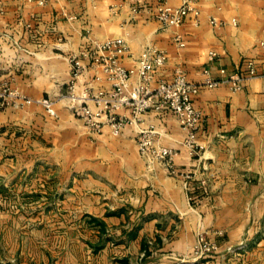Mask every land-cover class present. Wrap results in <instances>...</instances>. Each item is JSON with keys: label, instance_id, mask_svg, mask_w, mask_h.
I'll list each match as a JSON object with an SVG mask.
<instances>
[{"label": "crops", "instance_id": "obj_1", "mask_svg": "<svg viewBox=\"0 0 264 264\" xmlns=\"http://www.w3.org/2000/svg\"><path fill=\"white\" fill-rule=\"evenodd\" d=\"M178 5L180 0H167ZM132 0H0V79L31 99L0 109V178H29L16 196L33 211L30 234L21 235L15 264H264V76L244 81L242 89L201 86L192 100L202 113L196 132L201 146L191 154L185 131L167 109L148 110L141 122L112 135L108 125L88 130L66 94L71 57L84 70L75 81L107 89L90 50L94 41L123 37L121 59L135 79L136 59L147 45L166 51L152 83L170 80L180 68L201 83L220 68L247 72L246 60L261 72L264 0H196L199 16L164 27L147 10L133 12ZM214 17L222 24H212ZM235 19L236 24L231 20ZM180 32L184 41L172 39ZM216 56L208 58V51ZM207 73H206V72ZM54 100L55 114L37 102ZM129 115L126 108L118 110ZM139 127L155 130V143L174 151L185 180L138 152ZM15 165L18 170L7 169ZM207 182L202 191L200 180ZM1 194V193H0ZM26 199V200H27ZM19 201H17L18 203ZM20 203V202H19ZM23 222L22 224H25ZM35 227V228H34ZM198 231L216 244L195 259ZM231 247L232 251L227 248Z\"/></svg>", "mask_w": 264, "mask_h": 264}, {"label": "built area", "instance_id": "obj_2", "mask_svg": "<svg viewBox=\"0 0 264 264\" xmlns=\"http://www.w3.org/2000/svg\"><path fill=\"white\" fill-rule=\"evenodd\" d=\"M37 4H44L46 0H32ZM150 0H132L131 10L138 12L147 10ZM151 12L154 18L164 27H178L189 15L197 20L199 8L196 0H180L178 5H170L167 0H155ZM214 25L222 24L214 17L210 18ZM236 24V20H231ZM173 41L178 46H183L184 41L180 32H175ZM260 47L261 72L256 71V62L252 59L246 60L247 72L226 71L220 68L217 77L207 76L201 83L189 81L180 68L174 70L170 80L159 79L152 83V72L164 65L167 54L162 48L155 45H147L140 51L136 59L135 74L127 69L121 59L128 53V45L123 37L117 36L107 38L103 41H94L90 55L93 66L98 73L93 75L92 80L99 81L103 76L108 82L107 89H93L90 85L76 88L75 81L78 79L84 66L78 57H71V80L66 94L69 105L74 114L81 119L89 131L99 133L102 126L108 125L112 135H118L128 124L141 122L142 115L148 110L171 111L178 125L185 131L184 143L191 154L197 155L201 146L196 142V132L203 120L202 113L194 106L192 97L198 92L201 86L217 87L226 85L230 90L242 89L247 78L257 74L264 76V41H258ZM216 53L208 51V58L213 59ZM31 99L23 95L18 89L11 87L7 82L0 79V109L11 106L29 103ZM46 111L55 114L53 109L54 100L41 98L37 100ZM126 108L129 115L120 114L118 110ZM155 130L152 127H139L136 135V145L139 154L148 162H160L170 174L180 175L185 180L193 178L194 171L178 170L173 162L174 151L168 147L159 145L154 141ZM204 193L207 192V182L200 180ZM216 249V244L208 240L202 231H198L192 247L195 259H201ZM227 250L232 251L231 247Z\"/></svg>", "mask_w": 264, "mask_h": 264}, {"label": "rangeland", "instance_id": "obj_3", "mask_svg": "<svg viewBox=\"0 0 264 264\" xmlns=\"http://www.w3.org/2000/svg\"><path fill=\"white\" fill-rule=\"evenodd\" d=\"M7 169L18 170L19 167L12 164L7 165ZM30 183L28 177L0 178V264H15V260L11 259L17 252L21 249L27 251L31 247L29 242L21 243L20 239L21 235L30 234L33 228L29 220L33 211L24 205L25 201H29L28 196H16V185L29 186Z\"/></svg>", "mask_w": 264, "mask_h": 264}]
</instances>
